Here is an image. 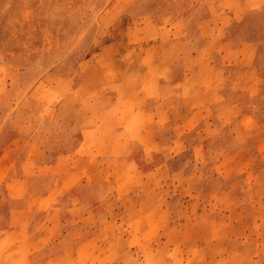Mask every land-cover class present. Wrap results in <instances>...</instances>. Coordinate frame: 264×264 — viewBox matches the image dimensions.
<instances>
[{
    "label": "rangeland",
    "instance_id": "rangeland-1",
    "mask_svg": "<svg viewBox=\"0 0 264 264\" xmlns=\"http://www.w3.org/2000/svg\"><path fill=\"white\" fill-rule=\"evenodd\" d=\"M0 264H264V0H0Z\"/></svg>",
    "mask_w": 264,
    "mask_h": 264
},
{
    "label": "crops",
    "instance_id": "crops-1",
    "mask_svg": "<svg viewBox=\"0 0 264 264\" xmlns=\"http://www.w3.org/2000/svg\"><path fill=\"white\" fill-rule=\"evenodd\" d=\"M186 82H188V81H181V83H186ZM180 93H182V91ZM210 96H211V98L209 97V98H205V99H208L207 102H211L213 100L217 101L219 104H217L216 107H220L223 103L231 102L228 99H223L224 102L222 103L221 102L222 98L220 97L221 95H219V93H212V94H210ZM198 112L199 111L190 112L186 116V119L183 120V123L185 121H187V119L203 118L205 114L203 113V117H202V113H200L198 115ZM172 116H173V113H172ZM59 183H60V181H59ZM59 183L55 185L56 188L54 191H57L59 189V187H60ZM21 196H19V197H21ZM29 196L33 197V195H30V193H29ZM23 197H25V195H23ZM12 231L13 232H11V235L15 238V242L13 244L15 246H23L24 248H26L24 255H25L27 261L29 262L30 256L32 255L33 250H36L39 246H43L44 243L42 244V241L39 240L35 234H31L29 227L27 228V226L24 222L19 223V225L15 226L12 229ZM45 244H46V242H45Z\"/></svg>",
    "mask_w": 264,
    "mask_h": 264
}]
</instances>
